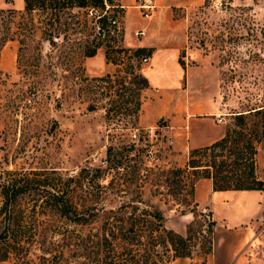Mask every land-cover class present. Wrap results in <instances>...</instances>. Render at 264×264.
Listing matches in <instances>:
<instances>
[{
  "label": "rangeland",
  "instance_id": "obj_1",
  "mask_svg": "<svg viewBox=\"0 0 264 264\" xmlns=\"http://www.w3.org/2000/svg\"><path fill=\"white\" fill-rule=\"evenodd\" d=\"M148 1L154 6L150 19H145L141 17L139 4ZM113 2L121 7L120 25L124 10L132 11V15L124 17L121 45L143 44L150 39L155 45L178 47L182 75L173 70L168 58L163 64L154 60L144 67L143 74L153 88L164 83L175 109L178 105L181 107L174 120L182 126L186 124L180 130L182 136L170 142L173 135L163 127L168 118L158 119L150 127L138 122V112L134 118L122 115L116 121H108L104 107L112 104L109 92L119 85L114 80L81 79V75L86 74L82 61L71 57L68 51L71 41L58 39V43L51 46L40 35V11L21 15L23 0H0V166L74 173L80 166L93 165L104 157L109 139L127 143L129 138L142 149L145 166H184L187 154L184 161L181 160L186 144L193 146L217 131V126L205 118H184L186 112L198 116L208 111L220 113L226 126L233 119L221 113L264 104V0ZM132 17L143 20L134 26ZM31 22L34 29L29 31ZM141 27H144V34H135L134 31ZM109 55L118 61L115 53L110 51ZM110 64L109 73L120 66L111 61ZM140 64L142 68L144 63ZM162 65L166 70L164 78ZM84 67L89 73L105 72L109 68L102 51L86 58ZM88 104L95 107L89 109ZM257 145L264 147V137ZM260 153L262 156L263 152ZM149 178L140 182L142 199L157 203L165 214V226L179 231L181 223L176 215L189 210L190 205L178 202L182 194H169L171 185L159 181L161 184L156 186L152 173ZM102 191L98 200L104 207L128 200L133 195L131 190L121 196H113L110 188ZM239 202L246 204L239 210L240 216L249 218L264 202V193L243 196ZM214 206L217 215L219 204ZM210 218L207 210L197 215L190 231L189 255L164 259L161 264H205L208 237L205 222ZM224 222L228 225L233 221L225 219ZM51 223L54 225L50 227L55 229L63 220L55 219ZM254 234L256 238L246 243L232 264H264V211L254 225ZM211 237L210 260L223 264V229L213 225ZM38 261L40 249L31 248L22 255L9 254L0 264Z\"/></svg>",
  "mask_w": 264,
  "mask_h": 264
},
{
  "label": "trees",
  "instance_id": "obj_2",
  "mask_svg": "<svg viewBox=\"0 0 264 264\" xmlns=\"http://www.w3.org/2000/svg\"><path fill=\"white\" fill-rule=\"evenodd\" d=\"M119 8L113 0H23L21 13L40 11L41 37L51 46L58 39L71 41V57L82 61L101 47L106 62L120 65L112 73L80 77L114 80L119 85L109 92L112 104L104 107L108 121L122 115L134 118L138 112L140 90L148 86L141 57H148L152 50L119 43L123 35ZM114 18L118 24L111 22ZM32 29L33 22L29 31ZM110 51L118 61L110 58ZM229 115L233 122L225 126L221 136L188 149L184 166H145L142 149L133 138L127 143L109 139L104 157L74 173L1 165L0 260L9 254L28 253L31 248L40 249V261L32 264H161L164 259L189 255L190 231L202 213L192 200L197 178L210 177L213 190L263 188L255 173V154L258 141L264 137V104L230 111ZM151 173L153 184L163 181L171 185L169 194H182L178 202L190 205L193 216L183 234L165 226L163 209L157 203L142 199L140 182L150 179ZM106 188L113 196L128 190L133 195L104 207L98 199L100 190ZM55 219L63 223L53 229L50 226ZM205 225L207 253L214 220L210 218Z\"/></svg>",
  "mask_w": 264,
  "mask_h": 264
},
{
  "label": "crops",
  "instance_id": "obj_3",
  "mask_svg": "<svg viewBox=\"0 0 264 264\" xmlns=\"http://www.w3.org/2000/svg\"><path fill=\"white\" fill-rule=\"evenodd\" d=\"M118 1L120 2V4H122L126 0H118ZM129 14L132 15V11L125 9L123 20L121 22V27L123 26L124 17ZM142 20L143 18L142 19L133 18L132 23L134 24V26L139 25V23ZM138 45H144L152 49L150 55H148L147 61L144 62V66H142L141 68L142 72H144V67L153 63L154 60H157L159 61L160 64H163V62H165L166 59L168 58L169 62L173 64V70L176 71L179 74V76L182 75V67L178 62L177 46L170 44L155 45L150 41V39H146V42L143 44H135V45H127V46L134 47ZM97 51H102L104 58L103 49L101 47H98L95 52ZM91 56H85L82 59V68L84 74H86L87 76L101 75L111 70L112 65L110 64V62L105 61L109 66L107 71L98 72V73L86 72L84 67V61L86 58H89ZM161 67H162L161 73L164 78L166 72L165 66L162 65ZM160 85H162V87ZM160 85L158 88L156 87L153 88L152 86L154 85L151 83V81H149L148 86L142 90L140 95V106L138 110L137 119L138 122L142 124V126L150 127V126H154L158 119L168 118V123L164 124L163 127L165 128L166 131L172 133L173 139L171 140L172 143H174V140L176 138L182 136L180 130L186 127V124L182 126L183 124H177V122L174 120L175 115L180 114L181 107L178 105L177 109H175L171 101V97H170L171 95L165 89V84L161 82ZM221 115H229V113H221ZM191 117L205 118L204 120H208L213 125L217 126V131L213 135L207 136L206 139H204L201 142H197L193 146H189L186 144L181 161H184L189 148L208 144L209 142L221 136L225 129L224 116H220V113L208 111L204 113V116H198L195 115L193 112H186V116L184 118L189 119ZM260 152H263L262 156ZM255 163H256L255 173L257 177L261 179L263 182V188L261 189L213 190L210 177L197 178L193 183L192 200L195 204L196 210L199 211L207 210L208 213L210 214L211 219L214 220V225H217L218 227L222 228L223 232L225 233V237L221 245L225 255L223 264H232V261H234L239 257L246 243H248V241H253L256 238L254 234V225L256 224L258 219H260L262 216V213L264 211V202L261 203L260 208L257 211H256L257 205L255 206L254 211L256 212L253 216L244 219L245 216H240L239 210L243 208L246 204L245 203L240 204L239 201L241 197L247 196L249 194H254L255 192L264 193V147L261 148L258 145L256 146ZM216 203L219 204L218 209L220 210V213L218 214L217 212V215L214 206ZM234 208H236V210H234ZM250 208H252V205L250 206ZM192 216H193V212L190 210L179 212V214L176 215L178 221L181 223V228L177 232L182 233L185 230L184 225L192 218ZM225 219H230V221L232 219L233 222H231V224L229 223L228 225H226V223L224 222ZM211 249H212V237H211V247L206 254L205 264H214L210 260L211 251H212Z\"/></svg>",
  "mask_w": 264,
  "mask_h": 264
},
{
  "label": "built area",
  "instance_id": "obj_4",
  "mask_svg": "<svg viewBox=\"0 0 264 264\" xmlns=\"http://www.w3.org/2000/svg\"><path fill=\"white\" fill-rule=\"evenodd\" d=\"M139 6L142 9V11H141L142 17L145 18V19H149L150 16H151V13H152L154 4L152 2H149L148 1V2H143V3L139 4ZM111 22L118 24V21L116 20V18L111 19ZM134 33L135 34H139V35L144 34V27H141V28L136 29L134 31ZM147 58H148L147 56L141 57L142 62H146L147 61ZM171 141L172 140L170 139V142Z\"/></svg>",
  "mask_w": 264,
  "mask_h": 264
}]
</instances>
